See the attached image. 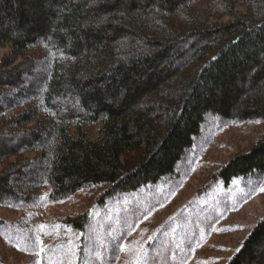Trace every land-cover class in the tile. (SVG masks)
Here are the masks:
<instances>
[{
	"label": "trees",
	"instance_id": "1",
	"mask_svg": "<svg viewBox=\"0 0 264 264\" xmlns=\"http://www.w3.org/2000/svg\"><path fill=\"white\" fill-rule=\"evenodd\" d=\"M0 44V87L16 90L0 93V206L44 188L46 204L104 206L173 175L207 117L264 122V0H0ZM257 173L264 131L213 176ZM88 206L64 222L84 232ZM227 264H264V217Z\"/></svg>",
	"mask_w": 264,
	"mask_h": 264
},
{
	"label": "rangeland",
	"instance_id": "2",
	"mask_svg": "<svg viewBox=\"0 0 264 264\" xmlns=\"http://www.w3.org/2000/svg\"><path fill=\"white\" fill-rule=\"evenodd\" d=\"M11 51V45L0 44V63ZM22 60L17 58L10 67ZM35 71L36 75H25L17 88L36 83L44 65ZM15 92L0 87L7 97ZM263 131L264 122L258 120L223 122L209 116L177 171L158 184L116 196L104 206L93 204V192L88 198L46 204L43 196L48 188L38 190L34 204L0 206V262L227 264L264 217V176L237 177L225 186L213 175L233 155L247 152ZM27 156L34 158L37 153ZM30 173L26 169L21 174L20 189L32 182ZM85 205L91 219L82 232L64 219Z\"/></svg>",
	"mask_w": 264,
	"mask_h": 264
},
{
	"label": "bare ground",
	"instance_id": "3",
	"mask_svg": "<svg viewBox=\"0 0 264 264\" xmlns=\"http://www.w3.org/2000/svg\"><path fill=\"white\" fill-rule=\"evenodd\" d=\"M7 207V206H6ZM30 241V240H29Z\"/></svg>",
	"mask_w": 264,
	"mask_h": 264
}]
</instances>
